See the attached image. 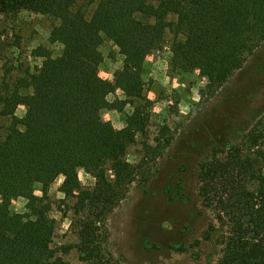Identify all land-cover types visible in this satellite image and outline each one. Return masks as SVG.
I'll return each mask as SVG.
<instances>
[{
  "label": "trees",
  "instance_id": "obj_1",
  "mask_svg": "<svg viewBox=\"0 0 264 264\" xmlns=\"http://www.w3.org/2000/svg\"><path fill=\"white\" fill-rule=\"evenodd\" d=\"M21 8L55 17L48 40L61 48L53 55L39 46L40 66L0 77V264H69L64 254L72 247L85 264H113L103 233L136 177L126 155L147 126L146 56L168 42L171 70H198L206 79L200 95L212 97L264 42V0H0V12ZM103 39L123 57L112 81L98 73ZM116 89L124 98L109 101ZM126 104L123 127L102 118ZM79 169L94 178L91 187ZM58 176L77 238L60 246L48 194ZM196 180L201 205L213 213L205 238L219 232L215 264H264L263 133L252 127L234 140L218 138ZM18 197L25 212L9 208Z\"/></svg>",
  "mask_w": 264,
  "mask_h": 264
},
{
  "label": "rangeland",
  "instance_id": "obj_2",
  "mask_svg": "<svg viewBox=\"0 0 264 264\" xmlns=\"http://www.w3.org/2000/svg\"><path fill=\"white\" fill-rule=\"evenodd\" d=\"M56 22L52 15L24 8L0 12V77L14 78L40 66L41 57L33 53L39 46L57 54L61 45L48 40ZM99 50L102 60L98 73L112 81L123 57L108 39H103ZM170 57L165 42L144 60L148 121L145 132L137 134L126 155L135 165L136 177L124 199L107 216L103 233L102 244L113 264H215L221 248L219 232L205 238L213 213L201 205L197 166L218 138L234 140L256 127L264 142V42L212 97L200 95L206 79L198 70L173 71ZM115 98H124L119 89L107 95L109 101ZM24 111L19 105L15 114L21 117ZM130 112L131 106L126 104L121 111L105 109L101 115L121 128ZM166 139H170L167 144ZM157 148L163 150L158 152ZM78 177L85 187L94 183L83 169L78 170ZM62 179L58 176L48 190L53 202L50 214L57 223L56 246L77 241L76 229L70 225L72 203L60 202ZM35 193L40 194L38 185ZM9 208L25 212L26 199L12 200ZM64 257L69 264H85L75 247Z\"/></svg>",
  "mask_w": 264,
  "mask_h": 264
}]
</instances>
